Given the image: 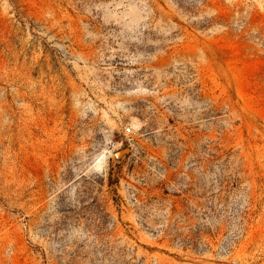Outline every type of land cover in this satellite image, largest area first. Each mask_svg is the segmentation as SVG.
<instances>
[{
	"label": "rangeland",
	"instance_id": "374dc122",
	"mask_svg": "<svg viewBox=\"0 0 264 264\" xmlns=\"http://www.w3.org/2000/svg\"><path fill=\"white\" fill-rule=\"evenodd\" d=\"M0 264H264V0H0Z\"/></svg>",
	"mask_w": 264,
	"mask_h": 264
},
{
	"label": "built area",
	"instance_id": "2783aa9c",
	"mask_svg": "<svg viewBox=\"0 0 264 264\" xmlns=\"http://www.w3.org/2000/svg\"><path fill=\"white\" fill-rule=\"evenodd\" d=\"M127 131L131 132V127H127Z\"/></svg>",
	"mask_w": 264,
	"mask_h": 264
}]
</instances>
